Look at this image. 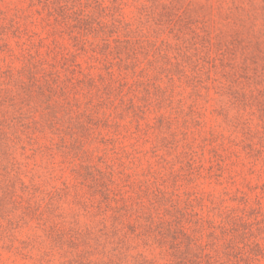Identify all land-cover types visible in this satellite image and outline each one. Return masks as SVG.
Returning <instances> with one entry per match:
<instances>
[{
  "label": "rangeland",
  "instance_id": "obj_1",
  "mask_svg": "<svg viewBox=\"0 0 264 264\" xmlns=\"http://www.w3.org/2000/svg\"><path fill=\"white\" fill-rule=\"evenodd\" d=\"M0 264H264V0H0Z\"/></svg>",
  "mask_w": 264,
  "mask_h": 264
}]
</instances>
